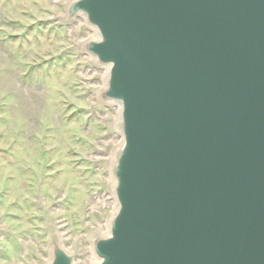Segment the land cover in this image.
Segmentation results:
<instances>
[{
	"label": "water",
	"instance_id": "1",
	"mask_svg": "<svg viewBox=\"0 0 264 264\" xmlns=\"http://www.w3.org/2000/svg\"><path fill=\"white\" fill-rule=\"evenodd\" d=\"M119 106L92 264H264V0H71ZM45 264H74L57 235Z\"/></svg>",
	"mask_w": 264,
	"mask_h": 264
},
{
	"label": "rangeland",
	"instance_id": "2",
	"mask_svg": "<svg viewBox=\"0 0 264 264\" xmlns=\"http://www.w3.org/2000/svg\"><path fill=\"white\" fill-rule=\"evenodd\" d=\"M71 0H0V264H45L57 235L74 264L114 211L115 105Z\"/></svg>",
	"mask_w": 264,
	"mask_h": 264
},
{
	"label": "bare ground",
	"instance_id": "3",
	"mask_svg": "<svg viewBox=\"0 0 264 264\" xmlns=\"http://www.w3.org/2000/svg\"><path fill=\"white\" fill-rule=\"evenodd\" d=\"M81 18H82V20H83V22L87 25V23L85 22V19H84V16L82 15V14H78ZM88 26V25H87ZM93 38H96V31L95 30H93V36L90 38V39H93ZM89 39V38H88ZM88 39H86L84 42H83V44L88 40ZM89 57H90V59H91V61L93 62V57L92 56H90L89 54H87ZM101 68H102V70H103V82H102V87L97 91V93H96V95H97V98L99 99V94H100V91L104 88V86H105V80H106V76H107V70H108V67L107 66H101ZM104 104H108V105H110V104H112L111 102H108V103H104ZM116 106V112H117V122H118V120H119V106L116 104L115 105ZM117 122H116V124H117ZM119 132V131H118ZM119 134H120V132H119ZM121 140H122V138L120 137V141H119V144L121 143ZM114 198V197H113ZM115 201V200H114ZM114 210H115V207H114ZM114 212V211H113ZM107 227L108 226H106V232L105 233H107ZM59 238V237H58Z\"/></svg>",
	"mask_w": 264,
	"mask_h": 264
}]
</instances>
